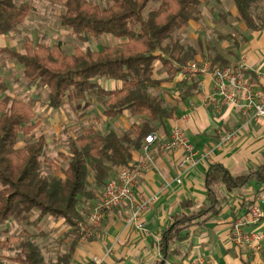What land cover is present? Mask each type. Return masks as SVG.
I'll list each match as a JSON object with an SVG mask.
<instances>
[{"label": "trees", "instance_id": "trees-1", "mask_svg": "<svg viewBox=\"0 0 264 264\" xmlns=\"http://www.w3.org/2000/svg\"><path fill=\"white\" fill-rule=\"evenodd\" d=\"M50 1L61 5L60 24L76 42L88 44L104 36L124 42L99 51L75 48L70 55L60 44L50 47L28 42L23 54L7 49L0 53H7L23 66V77L29 85L47 92L46 106L52 110L94 101L102 106V115L107 119L125 112L142 118L139 125H132L122 134L83 128L74 138H68V151L59 154L60 163L43 155L45 138L34 135L40 121L33 107L9 96L0 100V227L10 222L31 224L35 214L36 224L47 216L62 221L68 228L64 237L71 242L51 264H70L80 242L76 224L91 210L87 204L100 202L99 193L102 190L103 196L112 173L131 162L132 153L140 150L144 138L156 131L154 124L170 117L156 93L166 82L159 78V71L171 81L178 72L175 64L186 66L198 58L205 59V48L200 36L194 46L183 44L177 37L189 22L198 21L201 16L199 0H110L106 7L88 0ZM231 2L236 23L251 32L264 27V0ZM30 11L26 4L0 0V36L21 26ZM228 17L222 14L219 19L225 23ZM218 59V55L213 58L214 66ZM102 80L119 86L105 89L100 84ZM21 136L28 140L19 147ZM250 183L264 187V164L236 176L219 163L209 165L203 204L186 213L193 204L182 203L181 213L160 236L162 263L177 254L172 246L189 229L219 217L229 196L242 195ZM247 203L243 201L241 208ZM39 234L42 235L40 231ZM35 238L23 230L0 241V250L15 254L12 264H48Z\"/></svg>", "mask_w": 264, "mask_h": 264}, {"label": "crops", "instance_id": "crops-1", "mask_svg": "<svg viewBox=\"0 0 264 264\" xmlns=\"http://www.w3.org/2000/svg\"><path fill=\"white\" fill-rule=\"evenodd\" d=\"M233 10L232 16H235L234 7ZM199 21L200 19L189 22L185 29L198 28ZM25 22L9 34L0 36V50L24 53L23 46L33 41L28 40L22 43L23 52L21 53L15 46L24 32H19L17 35L14 33L19 29L22 30ZM238 25L239 33L243 37V45L239 47L233 62L239 58L244 59L250 67L246 79L251 85L258 87L260 81L257 74H264V27L259 31L251 32L243 24L238 23ZM218 56L215 66L224 67L233 63H228L230 58L225 55L218 54ZM157 69L161 70L159 64ZM15 70L21 74V84L14 86L11 90L10 81ZM159 78L166 82L156 93L164 103V111L169 113L170 117L164 118L161 124H154L156 131L153 134L157 136V142L151 151L153 162L144 172L141 182L134 188L137 198L139 196L156 198L153 207L145 216L147 234L144 235L127 226L120 216L114 213L106 220L99 238L79 242L70 264H83L93 256L101 258L102 264H169L198 257L203 258L204 264L257 263V261H251L248 251L235 246L230 238L233 221L245 214L256 195L264 192V187L255 183H250L242 195H230L229 203L219 217L211 219L204 226H194L189 229L184 234V238L172 246L177 254L162 263L158 248L160 236L163 230L170 226L173 218L181 213L182 203L193 204V208L186 213H191L203 204L204 178L209 165L219 163L236 176L246 174L250 169L264 164V119L250 120L247 115L241 114L239 110L232 107L205 105V99L214 93L212 79L209 76L177 72L174 78L168 81V76L163 71H159ZM24 82L27 81L23 77V66L7 53H0V100L4 96H9L26 102L25 95L28 98L31 95L30 92L18 97L19 91H26ZM100 84L105 89L110 87V90L119 86L106 80H102ZM192 85H195L194 89H191ZM31 97L34 99L33 106L38 105L40 113H44L46 117L57 115L46 106L47 92L43 103L39 102L37 97L35 99V95ZM69 106L68 104L63 107L59 113ZM42 116L36 115L40 125ZM101 117L104 121H111L103 115ZM128 117L132 118L128 120L129 125L123 124L125 131L132 125L141 123V117L131 116L127 112L112 120L120 122V119ZM175 127L184 130L193 147L197 164L191 169H178L181 152H157V146L169 140L171 130ZM233 131L236 132L234 139L228 144H221L223 135ZM141 159L142 151H134L129 164H138ZM116 172L117 170L112 175ZM177 180L180 183H177ZM99 194L100 200L102 190ZM243 201H248V205L241 208ZM95 204L96 202L92 201L87 205L92 208ZM259 206L264 209L263 203H259ZM244 230L264 233V222L248 225L244 227ZM70 242L69 238L66 243Z\"/></svg>", "mask_w": 264, "mask_h": 264}, {"label": "rangeland", "instance_id": "rangeland-1", "mask_svg": "<svg viewBox=\"0 0 264 264\" xmlns=\"http://www.w3.org/2000/svg\"><path fill=\"white\" fill-rule=\"evenodd\" d=\"M15 1L17 4H26L31 8L27 20L23 25L24 28L14 33L17 35L19 32H24L15 46L21 53L23 52L21 44L28 40H32L35 43H44L50 47L60 44L62 50L69 55L73 53L75 48L99 51L104 47H112L124 42L111 36H104L98 41L91 40L88 44H80L60 24V15L63 12L61 5L52 3L50 0ZM88 1L98 3L102 7H106L110 2V0ZM200 1L201 16L199 17L198 28L184 29L178 33L177 37L181 38L183 44L194 46L196 37L200 36L205 48V59L213 61L215 55L222 54L230 58L228 63L233 62L239 52V47L243 45V37L239 33L238 23L233 20L232 12H234V6L231 0ZM222 14H228L229 16L225 23L219 19ZM12 75L13 77L10 81L11 90H13L14 86L21 84L20 72H16L15 70ZM14 80L18 81L15 82ZM26 83L24 82L26 91H19L18 97H22L23 94L30 92L31 95L28 98L25 95L28 104L33 106L32 102L34 99L31 96L34 95L35 99L37 97V100L43 103L46 98L45 90H38L28 83L26 85ZM108 88L110 89V87ZM89 102L91 101L69 104L70 106L60 113L59 111L62 108L60 110H53L57 114L53 117H46L44 113H40L38 105L34 104L35 115H44L40 119L42 121L41 125L34 131V135H36V138L40 135L45 138L43 155L46 159L57 160L62 163L59 154L67 153L68 138H74L83 128L92 127L100 133L112 130L118 134H122L125 131L123 124H130L128 120L132 117L120 119V122L112 119L111 121H104L101 117L102 106ZM26 140H28L27 137L21 136L18 146H24ZM36 218L37 215H33L31 224L10 222L5 224L4 227H0V241H5L6 237L17 236L21 231L27 230L30 234L36 235L34 242L43 248L47 263H54L56 254L63 252L67 247L66 242H68L69 238L64 237V235L68 228L61 221L48 216L36 224L34 222ZM39 231L42 235H37ZM249 255L252 262L257 261V263L254 262L253 264H264V247L258 254L250 253ZM14 256L13 252L0 250V260L3 261V264H12L11 258Z\"/></svg>", "mask_w": 264, "mask_h": 264}, {"label": "built area", "instance_id": "built-area-1", "mask_svg": "<svg viewBox=\"0 0 264 264\" xmlns=\"http://www.w3.org/2000/svg\"><path fill=\"white\" fill-rule=\"evenodd\" d=\"M174 68L181 74L209 76L212 79L214 93L205 99V105L232 107L241 114L247 115L250 120L264 119V74H257L260 81L258 87L251 85L246 79L250 67L244 59L240 58L224 67L214 66L212 61L201 59L186 66L175 64ZM235 135L234 131L224 134L221 144L230 143ZM156 142L155 134L146 136L140 148L141 161L138 164H128L119 168L106 181L100 202L91 208L84 220L76 224L81 242L99 238L106 220L114 213L120 216L127 226L144 235L147 234L145 216L153 207L156 198L144 196L137 198L134 188L141 182L144 172L153 162L151 151ZM174 151L182 154L177 164L178 169L188 170L197 164L193 147L180 127L173 128L169 140L157 146L158 153ZM177 183L180 181L177 180ZM259 203L264 204V192L255 196L253 204L245 214L233 221L230 230V238L235 246L244 248L252 254H258L263 249L264 233L254 230L245 231L244 227L264 222V209L260 208ZM83 264H102V259L93 256ZM169 264H204V260L198 257Z\"/></svg>", "mask_w": 264, "mask_h": 264}]
</instances>
